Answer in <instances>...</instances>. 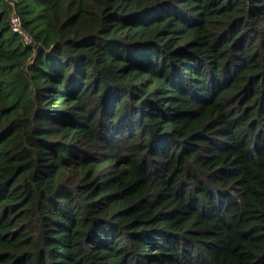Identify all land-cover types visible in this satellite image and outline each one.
Wrapping results in <instances>:
<instances>
[{"label":"trees","instance_id":"obj_1","mask_svg":"<svg viewBox=\"0 0 264 264\" xmlns=\"http://www.w3.org/2000/svg\"><path fill=\"white\" fill-rule=\"evenodd\" d=\"M0 264H264V0H0Z\"/></svg>","mask_w":264,"mask_h":264},{"label":"built area","instance_id":"obj_2","mask_svg":"<svg viewBox=\"0 0 264 264\" xmlns=\"http://www.w3.org/2000/svg\"><path fill=\"white\" fill-rule=\"evenodd\" d=\"M12 29L15 31V32H20L19 30V24H18V19L14 16L12 17ZM26 41H29L28 39H25ZM31 43V42H30Z\"/></svg>","mask_w":264,"mask_h":264},{"label":"water","instance_id":"obj_3","mask_svg":"<svg viewBox=\"0 0 264 264\" xmlns=\"http://www.w3.org/2000/svg\"><path fill=\"white\" fill-rule=\"evenodd\" d=\"M31 45L35 48V57L42 51H45L44 47H42L41 45H33V43H31Z\"/></svg>","mask_w":264,"mask_h":264}]
</instances>
